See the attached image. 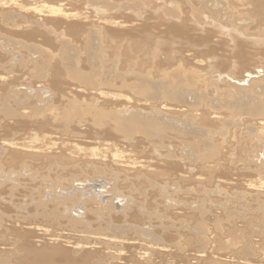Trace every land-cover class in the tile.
Masks as SVG:
<instances>
[{
	"label": "rangeland",
	"instance_id": "1",
	"mask_svg": "<svg viewBox=\"0 0 264 264\" xmlns=\"http://www.w3.org/2000/svg\"><path fill=\"white\" fill-rule=\"evenodd\" d=\"M41 1L63 14L48 15L45 24L37 18L22 25L12 23L11 14L0 16V264L33 261L26 249L50 248L53 236L92 242L85 253L93 255L85 259L59 243L70 252L69 264H122L109 263L112 248L126 258L123 264H132L134 258L143 261L137 255L149 243L161 242L168 247L155 248L152 264H258L253 257L264 258V190L247 183H259L261 176L264 183L263 132L246 115L228 113L227 118L225 112L222 120L227 121L210 124L208 130L199 116L209 107L264 103V44L250 40L264 43V5L259 17L253 0L23 3ZM100 16L116 17L124 21L123 30H134L99 37L91 18ZM228 34L235 36L231 43ZM71 68L87 81L73 79ZM178 69L198 74L195 88L177 91L174 101L155 94ZM142 84L149 87V96L140 93ZM190 106L196 111L189 112ZM75 108L86 114H74ZM116 110L155 118L164 131L151 137L122 135L114 123ZM5 142L51 152L10 151L2 146ZM96 149L99 155L93 157ZM179 174H186V180ZM37 225L53 233L29 230ZM114 233L124 235L123 243L102 247L105 234ZM221 242L224 249H219ZM57 260L53 264H65Z\"/></svg>",
	"mask_w": 264,
	"mask_h": 264
},
{
	"label": "bare ground",
	"instance_id": "2",
	"mask_svg": "<svg viewBox=\"0 0 264 264\" xmlns=\"http://www.w3.org/2000/svg\"><path fill=\"white\" fill-rule=\"evenodd\" d=\"M189 1V0H188ZM24 2V0H21V1H19V0H0V16H4L5 14H11L12 16H14V19L12 18V23H16V24H18V25H22L21 23H20V21H29V20H31L32 21V19H37L36 20V22H41V21H43V22H41V23H43V24H45L46 22H49L50 21V19H49V17H48V15L50 16H52V18H53V16H60L59 14H63V11H62V9L61 8H59L58 6H56V5H53V7L52 6H49V5H47V3H45V2H43V1H41L40 3L39 2H36V3H29V4H24L23 3ZM25 2L26 3H28L29 2V0H25ZM242 2V1H241ZM240 2V3H241ZM262 4L264 5V0H253L252 1V9H253V11L260 17L261 16V12L263 11V9H262ZM177 5H178V3H177ZM246 6H247V4H246ZM4 10H8L7 12H4ZM72 15V14H71ZM257 15H255V16H257ZM51 16H50V18H51ZM63 17V16H62ZM61 17V18H62ZM104 17V16H103ZM103 17H96V18H91V19H94L93 21H92V28H93V30H95L96 32H97V34L99 33H101V34H103V36H105V38L107 37V34H109V35H112V36H117V35H128V33L130 32V31H132V30H134V28H131L128 32H127V29H122V27H123V25H124V21H121V20H119V21H117L118 20V18H110V19H105V18H103ZM44 18H48V19H44ZM56 19V18H55ZM59 20H62V19H59ZM46 21V22H45ZM61 23V22H60ZM54 26L55 25H57L58 24V20H54L53 21V23H52ZM222 29V28H221ZM257 30V29H256ZM229 30H227L226 31V33L225 34H227V32H228ZM95 32V33H96ZM230 32V31H229ZM141 33V32H140ZM218 33H222V32H218ZM56 34V33H55ZM98 34V35H99ZM58 37V36H57ZM99 37H100V35H99ZM109 37V36H108ZM225 37H228V39H229V41H230V43L232 42V40H234V38H235V36L234 35H229L228 34V36H225ZM251 41H252V43H255V44H264L263 42H256V39L255 38H252V39H250ZM88 43H86V45H87ZM220 44H222V45H224V46H226V43H224V42H222V43H220ZM88 46V45H87ZM90 46V45H89ZM88 46V48H90ZM59 47V46H58ZM236 48H238L239 49V51L241 50V47L239 46H236ZM60 50H61V52L62 53H64L65 52V48H63V47H60L59 48ZM250 52H251V54L253 53L254 54V52H253V50H249ZM60 52V51H59ZM61 52H60V54H61ZM256 54L258 53V52H255ZM260 54H264V52H260ZM243 58V57H242ZM203 59H206V58H203ZM238 60V59H237ZM239 61V60H238ZM241 61V60H240ZM34 62V61H33ZM71 71H70V73H71V75H72V78L73 79H75V80H79V81H81V82H86L87 81V78L85 77V75L83 74V73H81L80 71H78V70H75V69H70ZM175 74H177V76L175 75ZM197 73H195V72H193V71H190V72H186V71H184V70H181V69H178V70H175L172 74H170L168 77H167V82H168V86L167 87H165V88H163V87H160V88H158L157 89V93H155V94H157L158 96H161V97H163L164 99H167V100H171V101H174V100H176V94H177V91H179V90H182L184 87H187V88H195V85L197 84V82H196V80H195V77H197ZM259 75V74H258ZM175 76L177 77V78H175ZM181 77H185V78H183V80H181L180 78ZM4 78V77H3ZM6 78V77H5ZM179 78V79H178ZM5 80V79H4ZM177 80H179L180 82H176ZM258 81H253V84L252 85H254V86H256V85H258V83H257ZM251 85V84H250ZM248 87V86H247ZM249 88H250V86H249ZM249 88H246L247 89V91H250V89ZM140 93L141 94H144V95H146V96H149V91H150V89H149V87L146 85V84H142V85H140ZM242 90V89H241ZM252 90H255V89H252ZM257 92V91H256ZM250 94V93H249ZM101 95H103L104 96V94H103V92H101L100 93V96ZM247 95H248V93H247ZM238 98V97H237ZM236 98V99H237ZM250 98V97H249ZM255 98V97H254ZM262 98H264V97H262ZM242 99V98H241ZM251 99V98H250ZM256 99V98H255ZM244 100V99H243ZM249 100V99H248ZM256 100H258V98L256 99ZM256 100H254V101H256ZM237 101V100H236ZM241 101V100H240ZM251 100H249L247 103H245V104H243V102H241L242 104H232V105H229V106H227V107H224V109H216L215 111H217V112H215V111H213V110H211L210 109V107L208 108V110H206L207 112H204L201 116H199V118H201V120H200V122H201V124H203V126L208 130V127H210V126H212V125H210V124H214V123H220L221 125L222 124H224V122L225 121H227V120H222V116H224L225 115V112H226V116H227V118H228V113L231 115V114H233V115H238V114H241V115H246V117L248 118V117H251V119L253 120V123H255V125H256V127H257V130L260 132V131H262L263 133H259V134H261V136L263 137L264 136V103L262 102V103H258V102H253V100H252V102H250ZM235 102V101H234ZM245 102V101H244ZM176 105H177V107H180V103H176ZM216 107V106H215ZM91 108H94V107H90L89 109H87V110H90ZM173 110H178V109H173ZM201 110H203V111H205L204 109H201ZM85 111L86 110H84V109H82V108H75V112H74V114H78V116H83V115H85L86 113H85ZM196 111V108L195 107H189V112H195ZM214 112H215V114H214ZM222 112V113H221ZM85 113V114H84ZM125 113V114H124ZM219 113V114H218ZM96 114L97 115H100V113L99 112H97V110H96ZM139 115L137 114V113H130V114H126V112H125V110H122V111H119V112H117V110H116V112L114 113V115H113V117H114V123H115V126L117 127V131L118 130H120L121 131V133H124V134H122V135H129V134H132V135H134L133 133H135V134H138V133H142L141 134V136L142 135H148L149 133V137H151V135L152 134H154V133H152V132H155V134H157L158 132H160L161 133V131H164V130H162V129H164V125L162 124V123H160L157 119H155V118H140V117H138ZM193 117V116H192ZM192 117H190V118H192ZM255 118V119H254ZM193 119H195V120H193ZM192 120L193 121H196V118H193ZM233 119V118H232ZM191 120V119H190ZM232 121V120H231ZM234 121V120H233ZM257 121V122H256ZM229 122V121H228ZM195 123V122H194ZM231 123V122H230ZM233 123V122H232ZM230 125V124H229ZM236 125V124H235ZM247 128V127H246ZM255 129V128H254ZM211 130V129H210ZM227 132V131H226ZM152 133V134H151ZM173 133V132H172ZM258 134V135H259ZM125 135V136H126ZM127 135V136H128ZM145 135H144V137H145ZM147 135H146V137H147ZM225 135V134H224ZM131 136V135H130ZM129 136V137H130ZM257 136V135H256ZM143 137V136H142ZM260 137V136H259ZM262 137H260L261 139H262V141H263V139H264V137L262 138ZM258 138V137H257ZM50 139V138H49ZM114 139H116V138H114ZM225 139V138H224ZM261 139H259V140H261ZM117 140V139H116ZM7 141H9V140H7ZM11 141V140H10ZM225 141V140H224ZM116 142V141H115ZM21 143V142H20ZM51 143V142H50ZM98 144L100 145V146H105V148L107 147V148H110V147H112V146H114V143L112 142V143H106V142H98ZM219 144H221L222 145V143H219ZM54 145H57V143H54ZM53 145V146H54ZM59 145V144H58ZM121 145V144H120ZM252 145V144H251ZM2 146H4V148L6 147L8 150L10 149V151H12V149H18V151H20V152H24V153H28V154H31V155H40V154H44V153H47L48 151H50L51 152V150H47V148H41V147H34V146H28V145H26L25 143H22V144H19V143H14V142H5V143H3L2 144ZM46 146V145H45ZM98 146V145H97ZM116 146V145H115ZM118 146V145H117ZM75 147H78V146H75ZM53 148H55V146L53 147ZM96 148V147H95ZM115 148V147H114ZM57 149V148H56ZM79 149V148H78ZM86 149V148H85ZM84 149V150H85ZM91 149V148H90ZM7 150V151H8ZM77 150V149H76ZM83 150V149H82ZM89 150V149H88ZM110 150H112V149H110ZM92 151V150H91ZM97 151H98V149H96V151H92V155H93V157H96V156H98L99 154L97 153ZM101 151V150H100ZM82 152V151H81ZM87 152H89V151H87ZM15 154H16V152H14ZM13 153V154H14ZM101 155H102V153L101 152H99ZM121 153V152H120ZM216 153H217V151H216ZM224 153V152H223ZM17 154H18V152H17ZM42 154V155H43ZM80 154H83V153H80ZM85 154V153H84ZM89 155H90V152L88 153ZM117 154V153H116ZM122 154V153H121ZM129 154V153H128ZM228 154V153H227ZM41 155V156H42ZM86 155V154H85ZM89 155H88V157H89ZM105 155V154H104ZM119 155V154H118ZM118 155H117V157H118ZM213 154H211V158L213 159V158H215L214 156H212ZM222 155V154H221ZM246 155V154H245ZM22 156V155H21ZM219 156V155H218ZM40 157V156H39ZM90 157H92V156H90ZM120 157V156H119ZM118 157V158H119ZM122 157V156H121ZM36 158V157H35ZM42 158H43V156H42ZM46 158V157H45ZM109 158V157H108ZM123 158V157H122ZM193 158V157H192ZM36 159H38V158H36ZM49 159V158H48ZM121 159V158H120ZM119 159V160H120ZM196 159V158H195ZM200 159H202V158H200ZM205 159V158H204ZM208 159V158H207ZM206 159V161H208L209 162V160H207ZM211 159V160H212ZM216 159V158H215ZM197 160V159H196ZM195 160V161H196ZM254 160V159H253ZM202 161V160H201ZM212 161H214V160H212ZM245 161V160H244ZM250 161V160H249ZM202 163V162H201ZM247 163V162H246ZM261 163V162H260ZM199 165V164H198ZM218 165V164H217ZM202 166V165H201ZM220 166V165H219ZM147 167V166H146ZM149 167V166H148ZM184 167H187V166H184ZM184 169H186L187 170V168H184ZM189 169V168H188ZM199 170V169H198ZM202 170V169H201ZM203 171V170H202ZM188 172V171H187ZM257 173V172H256ZM188 174V173H187ZM201 174V173H200ZM191 174H189V176H190ZM202 175V174H201ZM257 175V174H256ZM255 175V176H256ZM179 176V178L181 179V180H183V179H185V178H187L186 177V174H179L178 175ZM222 176V175H221ZM248 176V175H247ZM253 176V175H252ZM219 177V176H218ZM221 178V177H220ZM223 178V177H222ZM250 178V177H249ZM260 178V177H259ZM259 178H258V180H259ZM225 179V178H224ZM261 179H262V181H263V177L261 176ZM261 179L258 181L259 183H256V181H255V183L256 184H251L252 183V181L253 180H251V179H249V180H251V182H246V180H245V178L243 179V181H244V184H245V182L247 183V185H249V187L248 188H250V189H259L260 190V192L261 191H263L264 190V183L263 182H261ZM186 180V179H185ZM248 180V179H247ZM226 181V180H225ZM221 182V181H220ZM224 182V181H223ZM254 182V181H253ZM217 183H218V181H217ZM226 183H228L227 181H226ZM242 183V182H241ZM219 184H220V187H221V185H224V184H221V183H218V186H219ZM246 186V185H245ZM245 186H243V187H245ZM226 187V186H225ZM242 187V188H243ZM237 188H238V186H237ZM245 190V189H244ZM258 191V190H257ZM248 192V191H247ZM247 192H246V194H247ZM251 194H252V192H250ZM250 193H249V195H250ZM254 193V192H253ZM259 193V192H258ZM245 194V195H246ZM256 193H254L253 195V197L255 198L256 197V195H255ZM264 194V191L262 192V195ZM258 195V194H257ZM261 195V196H262ZM249 197H251V195L249 196ZM252 197V198H253ZM257 197H259V195L257 196ZM247 198H248V195H247ZM251 198V199H252ZM250 199V198H249ZM248 199V200H249ZM250 199V200H251ZM257 200V199H256ZM259 200V199H258ZM250 202V201H249ZM248 213V212H247ZM263 215V214H262ZM260 216V218L261 217H263V216ZM73 218V217H72ZM249 218H247V220H248ZM251 219V218H250ZM237 220V219H236ZM247 220H245V221H247ZM252 220V219H251ZM251 220H249L250 222H251ZM259 219L257 218V221H258ZM248 221V222H249ZM73 222H74V220H73ZM243 222V221H242ZM25 223V222H24ZM76 223V222H75ZM258 223V222H257ZM27 224H29V225H31L30 224V221H28L27 222ZM243 224V223H242ZM247 224H249V223H247ZM246 224V225H247ZM251 224V223H250ZM250 224H249V226H250ZM260 224V223H259ZM200 226V225H199ZM199 226H197V227H199ZM244 226H245V224H244ZM248 226V225H247ZM29 227V230H33V231H41V233H42V236L43 235H46L47 233L48 234H52L53 233V231H48V228H47V230H46V228H44V226L43 227H40V226H28ZM200 229V228H199ZM206 229V228H205ZM50 230V229H49ZM196 232V231H195ZM229 233V232H228ZM264 234V233H263ZM36 235V234H35ZM101 235V234H100ZM52 236V235H51ZM50 236V237H51ZM97 236H99V234L97 235ZM102 236H104V235H102ZM219 236H221V235H219ZM261 237H263L262 236V234L260 235ZM32 237V236H31ZM61 237H59V236H53V237H51L50 238V241H51V246H50V248H45V247H43V248H30V249H26V252H27V255L28 256H31L32 258H33V261H30L29 259H30V257L28 258V260L27 261H23V263H26V264H53L54 262H55V260L56 259H59L60 261L61 260H63L64 261V263L65 264H69L70 262H72V258L71 259H69V254H70V252H69V250H67L66 248H63L59 243H61V242H64L65 244H68V245H70L71 247H73V251L75 252V256L74 257H76V252H78V255H80L81 253V256L85 259L86 257L88 258V256H92V255H89L88 253H85V249H87L88 250V248L89 247H92V246H88L89 244L91 245L92 244V242H86V243H84V244H82V243H79V241H78V239L76 240V241H74V242H72V241H69V240H66V238H63V240H61L60 239ZM124 238V235L123 234H121V233H114V234H105V242H103V244H101L102 245V247H105V246H107V244L108 245H111V243L113 242V241H119V242H121V243H123V241H122V239ZM249 238V237H248ZM261 239V238H260ZM242 240V239H241ZM246 240V239H245ZM244 240V241H245ZM250 242H251V239L249 240ZM249 241L247 240L246 241V243L247 244H245L246 245V248H248L249 246H251L252 244H249ZM254 241V240H253ZM263 241V240H262ZM109 242H111V243H109ZM260 242V241H259ZM147 243V242H146ZM209 243V242H208ZM254 243H255V241H254ZM48 243H46V245H47ZM50 244H48V245H50ZM120 244V243H119ZM150 245H151V247H145V248H143L142 249V252L141 253H138V255L137 256H139L143 261H138V260H136L135 258L134 259H132L131 261H130V263H132V264H152L153 263V260L155 259V255H156V253L157 252H155L156 251V247L158 248V247H161L162 249L163 248H165V247H168V244L167 243H165V242H161V243H149ZM243 244H244V242H243ZM113 245V244H112ZM219 245H221V247L219 248V249H224V245H223V243L221 242V243H219ZM45 246V245H44ZM113 246H115V245H113ZM112 246V247H113ZM146 246H147V244H146ZM149 246V245H148ZM236 246V245H235ZM64 247H65V245H64ZM117 247H119V245L117 246ZM95 248V247H94ZM108 248V250H107V253H108V251H109V246L107 247ZM69 249V248H68ZM103 249H106V248H103ZM113 249V248H112ZM111 249V251H110V254H108V256L109 255H111V256H109V263L110 262H112V261H114V262H122V264H123V262L125 261V262H128V261H126V258L125 257H122L119 253H121L120 251H117V250H112ZM115 249V248H114ZM187 249V248H186ZM249 249H250V247H249ZM93 250V249H92ZM119 250H120V248H119ZM70 251H71V249H70ZM124 251V250H123ZM122 251V252H123ZM220 251V250H219ZM252 251V250H251ZM106 252V251H105ZM195 252V251H194ZM215 252H217V250L215 251ZM73 252H71V254H72ZM239 253V252H238ZM96 254V253H95ZM131 254V253H130ZM181 254V253H180ZM205 254V253H204ZM235 254V253H234ZM227 254H225V256H226ZM80 256V257H81ZM96 256H98V255H96ZM100 256V255H99ZM104 256V255H103ZM126 256V255H125ZM129 256V255H128ZM127 256V258H129ZM136 256V257H137ZM157 256V255H156ZM190 256V255H189ZM193 256V255H192ZM230 256V255H229ZM232 256V255H231ZM79 257V258H80ZM81 257V258H82ZM94 257H95V255H94ZM102 257V256H101ZM106 257V256H105ZM191 257V256H190ZM196 257H198L197 255H196ZM213 257V256H212ZM259 257H261V255H257V254H255L254 255V257H253V259L255 258V261H257L258 262V264H263L264 263V258L263 257H261V259L259 258ZM78 258V259H79ZM83 258H82V260H83ZM96 258V257H95ZM103 258V257H102ZM108 258V257H107ZM133 258V257H132ZM189 258V257H188ZM187 258V260H184V258H183V260L182 261H189V259ZM206 258H208L207 256H206ZM205 258V259H206ZM257 258H259L260 260H257ZM77 259V260H78ZM193 259H194V257H193ZM196 259V258H195ZM201 259V258H200ZM199 259V261L200 262H202V260H203V258L200 260ZM59 260H57V261H59ZM73 260H74V258H73ZM87 260H89V259H87ZM104 260V259H103ZM107 260V259H106ZM112 260V261H111ZM197 260V259H196ZM21 261V262H22ZM62 261V262H63ZM74 261H76V260H74ZM73 261V262H74ZM81 261V260H80ZM84 261V260H83ZM86 261V260H85ZM198 261V260H197ZM196 261V262H197ZM208 261L210 262V261H212V260H209V258H208ZM251 261H252V259H251ZM250 261V262H251ZM82 262V261H81ZM87 262H89V261H87ZM108 262V261H107ZM205 262V261H204ZM90 263V262H89ZM199 263V262H198ZM226 264V263H220V262H217V263H214V262H211V264ZM106 264H108V263H106ZM112 264V263H111ZM114 264V263H113ZM128 264V263H127ZM186 264V263H185Z\"/></svg>",
	"mask_w": 264,
	"mask_h": 264
}]
</instances>
